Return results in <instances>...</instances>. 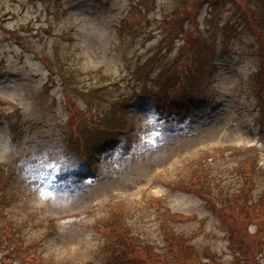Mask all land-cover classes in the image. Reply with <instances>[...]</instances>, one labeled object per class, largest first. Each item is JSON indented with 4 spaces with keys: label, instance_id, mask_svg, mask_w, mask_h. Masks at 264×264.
<instances>
[{
    "label": "rangeland",
    "instance_id": "obj_1",
    "mask_svg": "<svg viewBox=\"0 0 264 264\" xmlns=\"http://www.w3.org/2000/svg\"><path fill=\"white\" fill-rule=\"evenodd\" d=\"M184 1L146 9L141 0H0V264H117L105 233L118 229L158 254L174 239L190 246L184 264H264V248L238 252L219 214L178 190L197 177L227 207L249 166L250 199L261 208L236 221L264 242V69L245 23L264 28L262 0H201L183 22L201 38L196 60L209 48L215 58L194 79L201 103L167 123L153 95L183 44L180 34L166 40L165 28ZM128 16L137 25L127 32ZM107 115L118 119L110 141L77 162L71 138L85 144ZM107 221L113 230L99 227Z\"/></svg>",
    "mask_w": 264,
    "mask_h": 264
},
{
    "label": "trees",
    "instance_id": "obj_2",
    "mask_svg": "<svg viewBox=\"0 0 264 264\" xmlns=\"http://www.w3.org/2000/svg\"><path fill=\"white\" fill-rule=\"evenodd\" d=\"M153 1L154 0H141L139 4L140 6H143V8L151 9L154 4ZM200 1L201 0H185L182 3L183 5H185L182 11L175 12L174 18H172V20L168 21L166 24V40L172 39V36L174 34L175 36L176 34H180L181 36L179 37L183 38V44L179 47L176 60L173 61L169 66H167L166 69L157 76V80L160 84V89L153 95L155 114L159 116L160 120L167 123L177 119L181 115V112L185 107H190L192 105L200 103L202 97L204 96V91L193 87V85L196 83V80L194 79L200 77L203 68L206 67L204 61H212L215 58V52L213 48H209L208 51H203V56H200L201 61L198 62L196 60V57L201 53V38L200 36L196 35L191 36L187 32L185 33L183 31V22H185L186 20H191L193 22L195 20L194 13L197 12ZM261 4L263 5L264 10V0H262ZM132 7V12L137 13L138 8L136 6ZM143 17L147 18L146 16ZM121 22L122 27L125 28L127 32L129 29L132 31L133 27L137 25L131 20L129 16ZM245 23L246 27L252 30V34L255 35L260 44L258 55L260 66L262 69H264V28L259 29L257 27L256 32V27L253 23H250L249 21H246ZM206 69L212 70L211 67H206ZM186 80L190 81V85L188 88H183V82ZM261 83L262 87L264 88V80ZM261 96L264 99V90L261 92ZM114 117L115 115H107L103 118H98L97 121L92 123L91 130L89 131V135L86 138L87 141L85 144L84 142H78V140H76V136L71 138L72 146L69 151L70 156H74L75 159H77V162H81L82 150L88 153H92L91 149H93V147L90 148V145H93L94 142H99L95 143V146L101 145L103 142H109L111 129L116 126V123L118 121L117 117L113 119ZM124 120L125 117L124 119H122V121L124 122ZM80 143L84 145L81 146ZM248 170L249 166H244V164L241 165L239 169V175L243 179L242 192L237 201L234 204L228 205L227 207L218 208L217 206H215V201L208 197L209 194L207 192H202L200 188V179H198L197 177H193L191 179L190 185L182 186L178 190H185L192 194H195L199 199L205 201L213 212L219 214L223 225L227 229V233L230 234L229 237L232 241L235 238L236 242L233 243H236L238 245V248L235 246L238 252L244 251L246 254H255L260 252L261 250L263 251V232H261V230H256L253 233L247 232L244 228H242L240 224L237 225L238 222L236 221L237 219H239V216H241V220L245 219L244 221L250 222L251 217L248 218L251 212L250 209L254 208L255 206L257 208H261L262 199H260L258 203L253 202L250 199L251 197L249 185L251 186V173L250 170ZM262 206L264 207V202H262ZM224 208H229L231 212H234L235 210L238 212L236 215L227 216L224 214ZM171 217H174L175 220L182 218V216L178 215L177 213L173 214ZM184 219L187 218L184 216L183 220ZM104 223L105 222H102L101 224ZM101 224H99V227L102 230L106 228L108 230L110 228H112V230L114 229L108 221L105 225ZM121 232V229H118L117 233L114 234H110L108 232L105 233L108 234V238H110V240L115 244L110 248L114 249L113 257L117 261V264H169L168 262L170 261L172 264H184L187 259L192 258V250L190 249V246H187L186 244L184 245L176 239L167 241V251L165 253L163 252L158 254L153 251L150 252V248L148 247L143 248L137 245L136 238L134 237L130 239L124 238ZM119 234L123 242L125 243V248H121L120 246L122 241L121 238H119ZM7 235H9V233H7ZM14 237L15 235H13V232H11L10 239H14ZM117 239H119L121 243ZM117 242L118 246H116ZM21 251L17 255L23 256V254H25L26 252L25 249ZM7 254L8 257L11 256L10 252H7ZM34 254H31L32 257L29 258V262L38 261ZM253 259L254 262H257L255 255L253 256ZM204 264H215V262L208 261Z\"/></svg>",
    "mask_w": 264,
    "mask_h": 264
},
{
    "label": "bare ground",
    "instance_id": "obj_3",
    "mask_svg": "<svg viewBox=\"0 0 264 264\" xmlns=\"http://www.w3.org/2000/svg\"><path fill=\"white\" fill-rule=\"evenodd\" d=\"M43 198V197H42Z\"/></svg>",
    "mask_w": 264,
    "mask_h": 264
}]
</instances>
